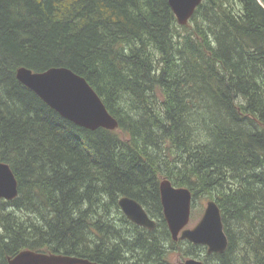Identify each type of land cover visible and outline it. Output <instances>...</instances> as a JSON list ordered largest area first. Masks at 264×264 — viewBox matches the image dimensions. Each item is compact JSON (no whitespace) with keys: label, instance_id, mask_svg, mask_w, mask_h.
<instances>
[{"label":"trees","instance_id":"1","mask_svg":"<svg viewBox=\"0 0 264 264\" xmlns=\"http://www.w3.org/2000/svg\"><path fill=\"white\" fill-rule=\"evenodd\" d=\"M83 76L118 121L80 127L16 78ZM0 264L22 249L101 264H264V0H202L180 25L168 0H0ZM219 205L228 244L173 240L159 181ZM121 196L156 221L147 229ZM200 248V249H199Z\"/></svg>","mask_w":264,"mask_h":264},{"label":"water","instance_id":"2","mask_svg":"<svg viewBox=\"0 0 264 264\" xmlns=\"http://www.w3.org/2000/svg\"><path fill=\"white\" fill-rule=\"evenodd\" d=\"M202 0H168L180 25L188 22ZM16 78L36 93L48 106L65 119L90 130L99 127L116 129L117 119L112 116L103 101L80 74L65 66H53L34 71L25 66L16 69ZM17 180L9 165L0 160V198L11 200L17 196ZM159 194L163 216L173 240L187 239L193 244L206 247L208 253L223 252L228 244L223 229L221 212L215 199H208L202 215L192 226L190 218L192 194L185 186H175L162 177ZM120 209L133 223L153 229L156 221L151 218L141 203L130 196H121ZM7 264H101L87 258L22 249L9 257ZM180 264H205L197 257H187Z\"/></svg>","mask_w":264,"mask_h":264},{"label":"rangeland","instance_id":"3","mask_svg":"<svg viewBox=\"0 0 264 264\" xmlns=\"http://www.w3.org/2000/svg\"><path fill=\"white\" fill-rule=\"evenodd\" d=\"M208 199L209 198H207V197H199L196 199H192L190 218H189V221L186 225L187 227H192L198 221V219L202 215L203 209H204L206 201ZM199 252L201 254H204L206 252V249L201 248ZM170 260L174 263L175 262L179 263V261L184 260V258H181L178 253L174 252L170 257Z\"/></svg>","mask_w":264,"mask_h":264},{"label":"flooded vegetation","instance_id":"4","mask_svg":"<svg viewBox=\"0 0 264 264\" xmlns=\"http://www.w3.org/2000/svg\"><path fill=\"white\" fill-rule=\"evenodd\" d=\"M181 261H179V263H180Z\"/></svg>","mask_w":264,"mask_h":264},{"label":"bare ground","instance_id":"5","mask_svg":"<svg viewBox=\"0 0 264 264\" xmlns=\"http://www.w3.org/2000/svg\"><path fill=\"white\" fill-rule=\"evenodd\" d=\"M18 190V189H17Z\"/></svg>","mask_w":264,"mask_h":264}]
</instances>
